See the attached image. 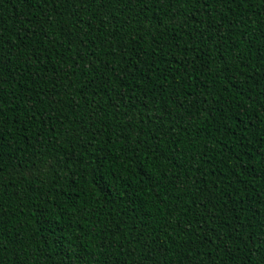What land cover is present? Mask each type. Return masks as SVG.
Wrapping results in <instances>:
<instances>
[{
	"label": "trees",
	"instance_id": "1",
	"mask_svg": "<svg viewBox=\"0 0 264 264\" xmlns=\"http://www.w3.org/2000/svg\"><path fill=\"white\" fill-rule=\"evenodd\" d=\"M0 264H264V0H0Z\"/></svg>",
	"mask_w": 264,
	"mask_h": 264
}]
</instances>
